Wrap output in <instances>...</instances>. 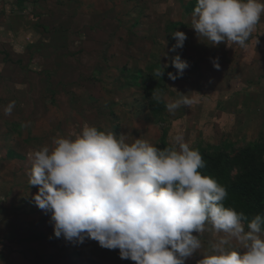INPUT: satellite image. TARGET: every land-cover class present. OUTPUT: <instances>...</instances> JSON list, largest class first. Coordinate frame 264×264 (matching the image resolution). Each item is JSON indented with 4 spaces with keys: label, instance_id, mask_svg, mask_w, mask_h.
<instances>
[{
    "label": "rangeland",
    "instance_id": "obj_1",
    "mask_svg": "<svg viewBox=\"0 0 264 264\" xmlns=\"http://www.w3.org/2000/svg\"><path fill=\"white\" fill-rule=\"evenodd\" d=\"M196 2L0 0L3 234L13 224L10 214L14 218V210L22 214L21 223L33 220L43 231L49 223L48 234L52 233L51 213L36 206L33 195L38 187H30L28 182L29 153L51 146L55 137L74 138L85 123L117 135L127 134L128 142L141 138L161 149L171 146L180 135L202 157L220 156L218 171L231 167L230 182L247 181L249 189L257 183L258 174L264 191V14L246 47L212 46L205 38L200 40L192 28ZM176 30L186 33L187 40L182 49L173 52L176 40L172 33ZM177 54L189 67L182 77L172 80L168 73L176 72L172 60ZM160 65H168L162 77L155 75L163 70ZM154 91L165 101L187 94L193 103L170 113L165 102L152 98ZM12 102L11 114L5 115L4 109ZM26 202H30L27 209L31 211L25 213ZM224 204L238 212L249 210L248 222L256 214L264 215V209L260 211L254 201ZM22 227L18 226L20 232ZM220 235L206 226L200 235L201 249L186 264H197L204 254H210L209 241ZM32 238L35 236L28 246L14 235L8 239L12 255L22 259L8 256L9 261L135 264L121 259L119 249L102 248L95 240L81 244L63 236ZM67 251L71 254H65Z\"/></svg>",
    "mask_w": 264,
    "mask_h": 264
},
{
    "label": "clouds",
    "instance_id": "obj_2",
    "mask_svg": "<svg viewBox=\"0 0 264 264\" xmlns=\"http://www.w3.org/2000/svg\"><path fill=\"white\" fill-rule=\"evenodd\" d=\"M262 14V0H197L191 23L209 45L246 47ZM172 36L171 51L182 49L186 33L176 30ZM217 60L212 62L219 68ZM172 65V80L189 67L180 54ZM167 67L160 65L163 70L155 75L162 77ZM152 98L165 102L170 113L193 103L187 94L165 101L154 91ZM13 106L4 114L10 115ZM29 159L28 182L38 187L33 199L51 213L55 238L81 244L95 240L135 264H186L201 249L200 235L210 225L223 235L209 241L211 253L197 264H264V215L248 222L243 212L226 207V187L202 174L201 153L180 135L161 149L85 123L74 138L55 137L51 146L30 152Z\"/></svg>",
    "mask_w": 264,
    "mask_h": 264
},
{
    "label": "trees",
    "instance_id": "obj_3",
    "mask_svg": "<svg viewBox=\"0 0 264 264\" xmlns=\"http://www.w3.org/2000/svg\"><path fill=\"white\" fill-rule=\"evenodd\" d=\"M203 159L205 161V167L201 169L202 174L211 176L212 178H219V183L226 187L228 191V197L224 202L234 204L236 206L242 205V203H249V201H254L260 211L264 209V191L261 189V177L260 175L255 176V180H257V183L254 185V187L247 188L245 183H236L233 184L230 182L228 176L229 171L231 167H227L223 170L218 171L219 165L221 164V157H211L209 155L203 156ZM221 166V165H220ZM229 166V165H228ZM219 173L220 175H218ZM264 174V173H262ZM249 210L244 211L246 213V216L249 217L250 213H247ZM264 212V211H263ZM262 212V213H263Z\"/></svg>",
    "mask_w": 264,
    "mask_h": 264
},
{
    "label": "crops",
    "instance_id": "obj_4",
    "mask_svg": "<svg viewBox=\"0 0 264 264\" xmlns=\"http://www.w3.org/2000/svg\"><path fill=\"white\" fill-rule=\"evenodd\" d=\"M26 203L28 204L26 206V208H22V210L25 213L31 211V210H28L27 209L28 207L31 206L30 202H26ZM38 210L39 209L36 208V212H38ZM36 212L34 211V213H36ZM13 213H14V218L17 219V222L15 223V220H14L13 216L10 214L13 224L10 226V228H9V230H7V232L6 231L4 232V234L0 230V239H1L0 240V264H13L12 261H9L11 259L10 257H13V258L16 257V258H18V261H21L22 260L20 256L17 257V255H12L13 252H14V250H12L10 247H8L9 246V243L7 241H8V239H11L13 237V235L16 238H20L21 243L22 244H25L27 246L29 244L33 243V242L30 241L31 236H35V238H32L31 239V240H35V241H37V240L39 241V239H37V237H40L41 239H44V238L54 239L55 238L53 226H52V229H53L52 233L48 234L49 229H51V225L49 223L47 224V228L44 229V231H43L42 228H40V226H39V224L37 222H34L33 220L31 222L30 221H27V220H24L23 223H21L20 220L21 219H24L23 216H22V214L20 215L15 210L13 211ZM47 216L48 215H46V217ZM19 225H22L23 226L21 229L23 231H25V233H26L25 235H24V233L22 235H19L21 232H23L22 230H21V232L19 231V229H18V226ZM37 230H39L40 232L37 233L38 232ZM17 231H19V232H17ZM20 241H17V244L20 243ZM24 251H26L25 248H24ZM27 252L28 253L30 252V250L28 248H27ZM62 254H64V253L62 252ZM65 254H71V253H70V251H67ZM8 256H9L10 259H8ZM39 260L40 259H38V261ZM28 264H30V263H28Z\"/></svg>",
    "mask_w": 264,
    "mask_h": 264
}]
</instances>
